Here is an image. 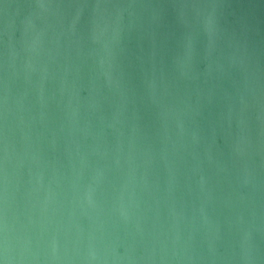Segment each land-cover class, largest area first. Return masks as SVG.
Returning <instances> with one entry per match:
<instances>
[{
  "label": "water",
  "instance_id": "water-1",
  "mask_svg": "<svg viewBox=\"0 0 264 264\" xmlns=\"http://www.w3.org/2000/svg\"><path fill=\"white\" fill-rule=\"evenodd\" d=\"M0 264H264V0H0Z\"/></svg>",
  "mask_w": 264,
  "mask_h": 264
}]
</instances>
